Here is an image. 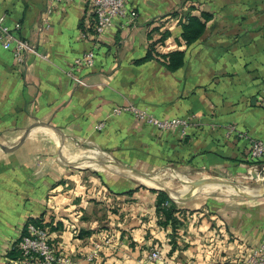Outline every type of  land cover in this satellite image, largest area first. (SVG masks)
I'll use <instances>...</instances> for the list:
<instances>
[{"label": "crops", "instance_id": "obj_1", "mask_svg": "<svg viewBox=\"0 0 264 264\" xmlns=\"http://www.w3.org/2000/svg\"><path fill=\"white\" fill-rule=\"evenodd\" d=\"M127 4L135 21L114 17L94 39L82 36L93 21L90 0H0V14L43 54L26 52L18 62L0 43V264H23L8 252L30 217L46 225L58 254L80 264H160L147 257L154 247L168 264H237L264 236V194L195 191L173 199V227L156 212L154 188L100 160L229 178L251 171L258 161L250 160L248 141L264 143V0ZM202 11L209 15L202 33L185 42L180 21L186 14L203 20ZM91 47L94 64L81 72L86 83L76 84L67 68ZM173 50L183 58L170 68L160 53ZM128 102L194 118L182 136L128 111L112 113ZM60 151L92 167L68 165Z\"/></svg>", "mask_w": 264, "mask_h": 264}, {"label": "built area", "instance_id": "obj_2", "mask_svg": "<svg viewBox=\"0 0 264 264\" xmlns=\"http://www.w3.org/2000/svg\"><path fill=\"white\" fill-rule=\"evenodd\" d=\"M127 1L128 0H90V6L93 11V21L85 24L82 36L85 37L89 34L94 37V39L101 37V35L111 27L114 17H119L123 23L134 22L137 13L128 6ZM15 26L16 25L12 26L8 24L5 15L0 14L1 45L4 48H11L18 62L23 61L26 52H33L43 56L32 44L16 33ZM94 61L95 49L91 47L72 59L67 68V74H69L74 83L85 84L86 82L81 76V72L85 67L92 66ZM124 111L132 113L138 119L158 129L177 131L178 134L182 136L186 134L194 118L192 115L188 117L158 116L150 112L146 107L137 106L131 102L112 107V113L118 114ZM102 126V121L96 124L97 129H100ZM234 130L235 127L233 125L229 126V131ZM248 143L249 158L253 161H258L254 163V165H251V169L257 172L258 177L255 178L262 181L264 180V143L262 139L255 137L250 138ZM249 173L251 174V171H249ZM163 204H167V201L163 202ZM14 246L22 253L23 264H80L79 259L58 254L56 252V247L49 240L48 229L31 221L26 223L25 231L20 233ZM94 253L89 254L87 259L91 260ZM147 257L152 261L168 264L164 260L161 249L158 247L152 248L147 253ZM237 264H264V236L260 242L250 250L248 255Z\"/></svg>", "mask_w": 264, "mask_h": 264}, {"label": "trees", "instance_id": "obj_3", "mask_svg": "<svg viewBox=\"0 0 264 264\" xmlns=\"http://www.w3.org/2000/svg\"><path fill=\"white\" fill-rule=\"evenodd\" d=\"M174 13V12H173ZM203 20H201L196 15L186 14V21L181 20L180 24L182 25V37L185 42L190 43L194 39H196L203 31L205 26V20L208 18V14L206 12H201ZM167 32L164 33L166 35ZM150 51L147 52L146 57H150ZM162 59L166 60L167 66L170 68H174L178 66L182 62L183 51L181 50H173L166 53H160ZM253 161L252 159H250ZM256 161V160H254ZM155 189V188H154ZM157 191L156 196V212L160 218L163 219V222L169 221L173 227L179 222L178 217L175 215V212L178 210L176 207V202L172 199V197L162 189H155ZM167 201V204H163V202ZM31 221L37 225H41L46 227V225L40 222L37 218H28L27 222ZM26 222V223H27ZM25 223V225H26ZM25 225L22 232L25 231ZM47 228V227H46ZM48 229V228H47ZM8 255L11 258H22L23 255L17 247L13 246L12 249L9 250Z\"/></svg>", "mask_w": 264, "mask_h": 264}, {"label": "rangeland", "instance_id": "obj_4", "mask_svg": "<svg viewBox=\"0 0 264 264\" xmlns=\"http://www.w3.org/2000/svg\"><path fill=\"white\" fill-rule=\"evenodd\" d=\"M83 154H85V153H83ZM83 154H82V156L84 157L85 155H83ZM76 167L91 168L92 166L82 165L79 163L78 166H76ZM98 168H100V166ZM100 170L102 171V169H100ZM107 170H109V169L107 168ZM141 170L148 171V172L152 173V175L151 176L145 175L147 177V179H145L146 178L145 177V178H143V180L134 179V181L138 182L140 185H145V184L146 185H157L156 182H160L162 184L166 183L170 187V189L173 191L174 190H183L184 183L186 186L189 185V183L186 180H184V182L182 181L183 180L182 176L187 177L190 180V184L192 181H195L202 176H216V177H221V178H228V179L234 180V181H236L242 185H246L248 187L254 186L255 188H257L256 186H260V184L261 185L264 184V180L261 181L259 179H256L249 172H246L245 174H243L242 176H244V177H238L237 176L235 178L234 177L229 178L222 173L204 172V171L193 172V171L183 170L181 168H177V167H174L172 165H165V166L160 165V166H155V167H146V168H141ZM171 173H173L172 177L166 176L168 174L170 175ZM174 173H177V175L176 174L174 175ZM161 176H162V178H161ZM163 176H166V177H163ZM240 188H242V187L240 186ZM222 189H227L228 191H230V193H235L237 195H243L242 193L237 191V189H235V188L234 189H228L226 187H220V188L216 187L210 191H212V192L213 191L225 192ZM197 191L207 192V191H204L203 188H200ZM158 263H160V262H158Z\"/></svg>", "mask_w": 264, "mask_h": 264}, {"label": "water", "instance_id": "obj_5", "mask_svg": "<svg viewBox=\"0 0 264 264\" xmlns=\"http://www.w3.org/2000/svg\"><path fill=\"white\" fill-rule=\"evenodd\" d=\"M30 128H28L26 130V132L24 133L22 138H24V136L28 133ZM3 147L9 148L10 146L9 147L3 146ZM59 157L63 162L67 163L68 165L78 166V164L80 163V162L75 161V160H69V159L64 158L61 151L59 152ZM100 160L103 163H106L107 165H109L111 170H113L115 173H118V174L126 176V177L139 179L141 176H145V175L151 176L152 175V173H150L148 171H144V170L137 169V168H132V167L124 165L120 162H116L115 160H110V159H106L103 157H100ZM156 183H157V185H146V184L145 185L152 187V188H155V189L165 190L174 200L184 199L186 196L194 193L195 191L199 190L200 188H202L203 186L208 185V184H218L221 186L224 185V186L234 187L235 189H237V191H239L240 193H242L243 195H246V196H259V195L264 194V186H260L258 188L248 187V186L242 185V184H240L234 180H231L228 178L216 177V176H202V177L198 178L197 180L192 181L191 182L192 188L189 191H184V192L176 191V190L173 191L168 186H166L160 182H156ZM240 186L242 188H240Z\"/></svg>", "mask_w": 264, "mask_h": 264}, {"label": "bare ground", "instance_id": "obj_6", "mask_svg": "<svg viewBox=\"0 0 264 264\" xmlns=\"http://www.w3.org/2000/svg\"><path fill=\"white\" fill-rule=\"evenodd\" d=\"M179 173V172H178ZM177 174V173H176ZM251 175L252 176H254V177H258V175H257V172L255 171V170H251ZM166 176H173V174H168V175H166ZM166 176H163V177H166ZM160 177V176H159ZM157 178V177H156ZM161 178H162V176H161ZM145 179H147V177L145 178ZM140 180H143V179H140ZM158 181V180H157ZM183 182H184V180H182ZM216 187H228V188H231V189H234V187H229V186H224V185H218V184H208V185H205V186H203L202 188L204 189V191H210V190H213V188H216ZM183 188L186 190V191H189L190 189H191V187H188V186H186L185 185V183H184V186H183ZM204 194V193H203Z\"/></svg>", "mask_w": 264, "mask_h": 264}]
</instances>
